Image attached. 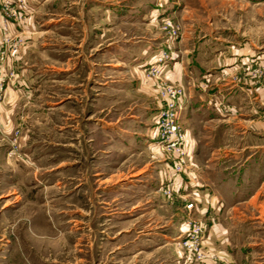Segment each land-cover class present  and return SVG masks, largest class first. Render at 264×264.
<instances>
[{"label":"rangeland","instance_id":"374dc122","mask_svg":"<svg viewBox=\"0 0 264 264\" xmlns=\"http://www.w3.org/2000/svg\"><path fill=\"white\" fill-rule=\"evenodd\" d=\"M14 10L0 264H264V0H40L32 83Z\"/></svg>","mask_w":264,"mask_h":264},{"label":"crops","instance_id":"0c3cea01","mask_svg":"<svg viewBox=\"0 0 264 264\" xmlns=\"http://www.w3.org/2000/svg\"><path fill=\"white\" fill-rule=\"evenodd\" d=\"M3 1L0 0V4ZM8 1L13 8H17L20 11H23V8H25L28 11L26 20L18 24V28H15L24 32L26 42L15 55L14 60L19 67L17 75L19 79L28 80V82L32 83L40 80V61L35 62L33 60L34 57H40V0ZM153 11L150 13L151 15ZM10 28L13 29L12 24H10ZM15 91L12 87L8 86L3 91V98L0 101V126H4L6 129L18 120V116H20L21 124L25 122L24 118L26 117L28 105L20 106L18 102L14 101Z\"/></svg>","mask_w":264,"mask_h":264},{"label":"built area","instance_id":"2783aa9c","mask_svg":"<svg viewBox=\"0 0 264 264\" xmlns=\"http://www.w3.org/2000/svg\"><path fill=\"white\" fill-rule=\"evenodd\" d=\"M0 6H1V13H2V16H1L2 22L7 23L8 19L11 18L12 15H15V10L10 5V2L8 0H4L3 2H1ZM18 11H20V10H18ZM21 12H23V11L18 12V14L20 15ZM171 31H172V34H175V29L174 30L171 29ZM2 54H3V51H2L1 45H0V57L2 56ZM162 92L165 94L166 97H169V98L172 97L173 98L176 95L177 91L174 88L167 86V87L163 88ZM169 107L170 106H168L167 110L163 113L164 116H166V118L163 120V121H165V124H164V132H162V134L163 135H166V134L174 135L173 139L171 141V144H170V147L173 148L176 146V144H178L181 137L179 135L177 136V134H179V131H178V126L176 125V123L174 121V118L169 116L172 114L171 113L168 114V112L171 111V109ZM158 125L161 126L162 124L158 123ZM191 207H192V203L186 204V208H191Z\"/></svg>","mask_w":264,"mask_h":264}]
</instances>
